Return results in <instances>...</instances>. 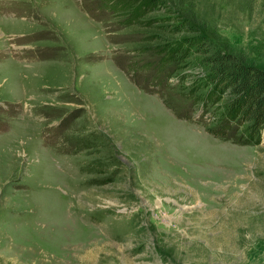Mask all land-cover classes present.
I'll use <instances>...</instances> for the list:
<instances>
[{
    "label": "rangeland",
    "instance_id": "obj_1",
    "mask_svg": "<svg viewBox=\"0 0 264 264\" xmlns=\"http://www.w3.org/2000/svg\"><path fill=\"white\" fill-rule=\"evenodd\" d=\"M149 1L0 0V264H264V130L169 55L264 71V0Z\"/></svg>",
    "mask_w": 264,
    "mask_h": 264
},
{
    "label": "trees",
    "instance_id": "obj_2",
    "mask_svg": "<svg viewBox=\"0 0 264 264\" xmlns=\"http://www.w3.org/2000/svg\"><path fill=\"white\" fill-rule=\"evenodd\" d=\"M144 1V4L150 5L149 0ZM120 5V8L126 6V1ZM144 9V5L137 8L135 15H141ZM184 23H181L178 31L188 30V25ZM207 38L195 35L187 40V49L171 50L169 55L188 58L190 49H194L195 55H201L203 63L209 66L201 80L207 82L212 96L225 97L223 107L228 122L247 123V139L253 137L258 142L264 130V71L248 64L240 55L216 48Z\"/></svg>",
    "mask_w": 264,
    "mask_h": 264
}]
</instances>
